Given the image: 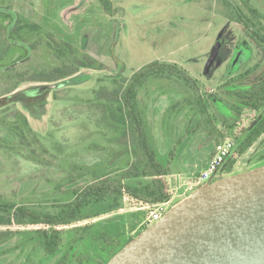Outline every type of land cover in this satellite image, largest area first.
<instances>
[{
	"label": "rangeland",
	"instance_id": "374dc122",
	"mask_svg": "<svg viewBox=\"0 0 264 264\" xmlns=\"http://www.w3.org/2000/svg\"><path fill=\"white\" fill-rule=\"evenodd\" d=\"M108 1L110 6L105 9L98 0H0L1 9L38 23L44 31L56 34L88 54L96 63L94 67H103L81 69L58 81L61 85L55 89L59 90L55 93L58 100H54L55 90L39 91L50 84L24 83L11 93L14 95L11 101L5 98L0 102V109L15 104L48 152L67 161L63 166L46 167L32 163L18 151L0 149V196L4 200L41 208L43 201L51 202L54 183L60 182L73 165L107 166L119 147L110 145L108 139L112 133L97 124L101 113L89 112L84 106L97 103L95 90L104 88L110 93L111 76H119L116 80L121 82L153 61L176 64L198 82L210 102L217 126L231 141L229 130L236 122L232 109L240 105L236 93L264 83V62L255 60L250 42L224 16L222 0ZM249 1L264 16V0ZM36 39L35 36L33 40ZM239 50H242V59L239 64H233ZM211 56L213 60L207 65ZM116 64L123 65V69L113 75ZM179 98L181 95L163 82L146 85L138 95L156 148L163 155L173 149L176 155L169 177L173 194L168 210L198 189L186 192L214 150L213 142L204 134H186L196 122L187 110L167 113ZM263 154L264 134L242 157L232 153L236 160L232 174L261 165ZM117 165L122 163L116 161L112 166ZM225 177L219 171L211 182ZM127 211L129 208L100 222L117 223L126 218ZM135 211L141 217L149 213L146 208ZM19 243L18 238L0 241V264H54L62 256L56 254L54 258L29 263V258L39 255L32 254L29 247L19 248Z\"/></svg>",
	"mask_w": 264,
	"mask_h": 264
},
{
	"label": "trees",
	"instance_id": "16d2710c",
	"mask_svg": "<svg viewBox=\"0 0 264 264\" xmlns=\"http://www.w3.org/2000/svg\"><path fill=\"white\" fill-rule=\"evenodd\" d=\"M98 2L102 8L110 6L108 0ZM222 2L224 16L239 27L250 42L255 60L264 62V16L249 0ZM6 10L0 8V97L13 93L24 83H56L81 69H103L100 65L94 67L95 61L71 43L44 31L38 23ZM35 36L37 39L33 40ZM118 77H110L113 84L110 93L104 88L95 90L97 103L84 106L89 112L101 113L97 124L112 133L108 139L110 145L119 147L107 166L73 165L60 182L54 183L51 202L43 201L41 208L6 201L0 196V241L18 238L19 248L29 247L32 254L39 255L29 258V263L60 254L64 264L71 260L73 264H107L150 226L145 221L146 216L141 217L135 210L172 198L169 177L176 155L173 149L163 155L154 144L145 110L138 101L139 92L146 85L163 82L181 95L167 113L185 109L196 118L186 134L200 132L213 142L214 148L228 139L217 126L210 102L198 82L176 64L153 61L127 80L119 82ZM58 91H54V100H58L55 97ZM236 96L240 105L232 109L236 122L229 130L233 148L219 170L227 176L232 175L236 163L232 153L242 157L264 134V116L258 119L264 112V83L249 93L238 92ZM0 133V149L18 151L37 165L67 164L63 157L51 155L40 143L26 115L15 104L0 109ZM260 160H264V154ZM116 161L122 165L113 167ZM126 208L129 211L125 219L117 223L100 222L122 214Z\"/></svg>",
	"mask_w": 264,
	"mask_h": 264
},
{
	"label": "water",
	"instance_id": "95a60500",
	"mask_svg": "<svg viewBox=\"0 0 264 264\" xmlns=\"http://www.w3.org/2000/svg\"><path fill=\"white\" fill-rule=\"evenodd\" d=\"M117 66L113 75L123 69ZM48 84L39 91L61 87ZM5 98L11 101L14 95L0 102ZM211 181L171 207L107 264H264V165Z\"/></svg>",
	"mask_w": 264,
	"mask_h": 264
},
{
	"label": "built area",
	"instance_id": "2783aa9c",
	"mask_svg": "<svg viewBox=\"0 0 264 264\" xmlns=\"http://www.w3.org/2000/svg\"><path fill=\"white\" fill-rule=\"evenodd\" d=\"M233 148V141L227 140L215 146L214 154L208 161L206 167L199 173L194 181L187 187L186 192L192 191L194 188H199L213 180L220 170L226 158L231 154ZM171 201L158 204L153 207H147L149 210L148 216L145 221L147 225H152L157 222L168 211Z\"/></svg>",
	"mask_w": 264,
	"mask_h": 264
},
{
	"label": "flooded vegetation",
	"instance_id": "af4514ba",
	"mask_svg": "<svg viewBox=\"0 0 264 264\" xmlns=\"http://www.w3.org/2000/svg\"><path fill=\"white\" fill-rule=\"evenodd\" d=\"M241 54H242V50H239V51L236 52V57H235V59H237V60H236V62H235L234 64L239 63L238 60L240 59ZM233 68H234V67H233ZM261 85H263V84H261ZM251 90H253V89H251ZM251 90H247L246 93H247V92L249 93ZM245 97H247L246 94H245ZM54 256H55V255H54ZM61 257H62V256H60L59 259H56V260L54 261V264H64V262H61V261H60ZM53 258H54V257H53ZM23 264H25V263H23ZM66 264H73V261H72V260H71V261H67Z\"/></svg>",
	"mask_w": 264,
	"mask_h": 264
},
{
	"label": "crops",
	"instance_id": "0c3cea01",
	"mask_svg": "<svg viewBox=\"0 0 264 264\" xmlns=\"http://www.w3.org/2000/svg\"><path fill=\"white\" fill-rule=\"evenodd\" d=\"M210 160V159H209Z\"/></svg>",
	"mask_w": 264,
	"mask_h": 264
}]
</instances>
